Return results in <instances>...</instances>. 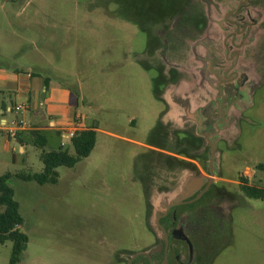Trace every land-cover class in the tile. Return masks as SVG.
Wrapping results in <instances>:
<instances>
[{"label":"rangeland","instance_id":"1","mask_svg":"<svg viewBox=\"0 0 264 264\" xmlns=\"http://www.w3.org/2000/svg\"><path fill=\"white\" fill-rule=\"evenodd\" d=\"M172 1L0 0V65L44 67L41 75L75 93L77 112L97 121L93 150L71 168L58 167L56 184L11 180L28 238L18 264H95L94 240L105 233L122 234L132 246L146 240L140 178H146V157L156 155L148 146L164 143L168 83L152 58L159 43L153 23ZM63 141L73 154L70 141ZM231 146L217 145L227 181L215 186L236 192L239 203L230 242L213 264H264V199L248 200L232 183L250 167L264 189V167L256 168L264 166V84ZM40 151L29 145L8 170L40 172ZM11 246L0 244V264H8Z\"/></svg>","mask_w":264,"mask_h":264},{"label":"flooded vegetation","instance_id":"2","mask_svg":"<svg viewBox=\"0 0 264 264\" xmlns=\"http://www.w3.org/2000/svg\"><path fill=\"white\" fill-rule=\"evenodd\" d=\"M153 25L159 30L155 65L167 87L183 84L189 98L164 96V143L148 146L156 155L146 157V178H140L146 240L132 246L122 234L105 233L94 240L93 262L213 264L230 242L239 203L236 192L215 186L227 181L217 145L234 144L239 122L264 84V0H173ZM255 173L245 168L232 181L233 191L264 199Z\"/></svg>","mask_w":264,"mask_h":264},{"label":"crops","instance_id":"3","mask_svg":"<svg viewBox=\"0 0 264 264\" xmlns=\"http://www.w3.org/2000/svg\"><path fill=\"white\" fill-rule=\"evenodd\" d=\"M4 44L0 43V55ZM43 69L0 65V176L10 172L8 167L18 162L17 155L26 154L29 145L41 150L40 144L44 142V150L64 148L63 140L70 141L65 133L75 127L76 121L84 125L77 127L76 132L97 125L96 120L87 121L77 112L75 93L54 78L41 75ZM17 105L25 108L15 111ZM19 120L23 125L17 129L15 138H9L5 128ZM32 131L38 132V141ZM132 143L138 144L133 140Z\"/></svg>","mask_w":264,"mask_h":264},{"label":"trees","instance_id":"4","mask_svg":"<svg viewBox=\"0 0 264 264\" xmlns=\"http://www.w3.org/2000/svg\"><path fill=\"white\" fill-rule=\"evenodd\" d=\"M97 125L80 130L70 139L74 153L71 154L67 148L59 147L53 150H44V142L41 145L40 161L42 169L40 172H6L0 176V244L10 241L12 243L8 264H18L21 255L26 249L28 238L20 230L23 218L19 211L18 202L14 199V190L10 180L18 179L23 182H35L38 185L56 184L58 167L71 168L79 161L89 156L96 142ZM35 141L40 138L37 131H32ZM36 144V142H35Z\"/></svg>","mask_w":264,"mask_h":264},{"label":"built area","instance_id":"5","mask_svg":"<svg viewBox=\"0 0 264 264\" xmlns=\"http://www.w3.org/2000/svg\"><path fill=\"white\" fill-rule=\"evenodd\" d=\"M24 108H25L24 105H17V106H15V111H21V110L24 109ZM79 119H80V118H79ZM80 122H81V121H79V122L77 123V121H76V123H75V124H76L75 127H74L73 129H71V130H68V131L65 133L66 137H68L69 139H71V138L75 135V133H76V128H77V127H78V128H84V125L81 124ZM22 125H23V123H22L21 120L12 122L10 127H6V128H5V133H6V135H7L9 138H15L16 133H17V129H18L19 127H21Z\"/></svg>","mask_w":264,"mask_h":264},{"label":"water","instance_id":"6","mask_svg":"<svg viewBox=\"0 0 264 264\" xmlns=\"http://www.w3.org/2000/svg\"><path fill=\"white\" fill-rule=\"evenodd\" d=\"M180 91H185L183 93H181ZM173 95V97L175 95H180V96H184L186 99L189 98V95L188 93H186V89L185 87L183 86V84H178V85H175V86H168L166 89H165V98L167 97V100H170L169 98Z\"/></svg>","mask_w":264,"mask_h":264}]
</instances>
